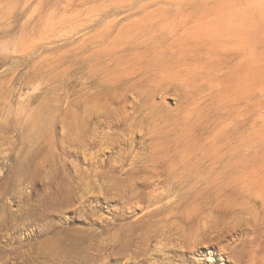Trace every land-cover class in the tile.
Listing matches in <instances>:
<instances>
[{"label": "rangeland", "instance_id": "1", "mask_svg": "<svg viewBox=\"0 0 264 264\" xmlns=\"http://www.w3.org/2000/svg\"><path fill=\"white\" fill-rule=\"evenodd\" d=\"M126 3L0 5V264H264V0Z\"/></svg>", "mask_w": 264, "mask_h": 264}, {"label": "bare ground", "instance_id": "2", "mask_svg": "<svg viewBox=\"0 0 264 264\" xmlns=\"http://www.w3.org/2000/svg\"><path fill=\"white\" fill-rule=\"evenodd\" d=\"M0 1H1L0 2V5H2V6L5 7L3 13L4 14H8L7 15V18H6V21L9 22L8 24H5L6 25V31H5V36L4 37H8V38H11L12 37L13 39H15L18 36V34H19V30H18V32L14 33L15 30H17L16 15H15V13H18L19 16L22 19L25 18V22H23L21 24V26L23 28H30L32 26V24L35 21H37V10L36 9H34V10L31 9L32 4H33V0H25L21 4L18 3L20 0H0ZM10 1H11V3H9ZM28 1H29V4H28ZM138 1L139 0H131V3H126V4H124V6L117 7V10H120L121 8H123V10L128 11L130 14H135V13H137L139 11H142L145 8V7H140L136 11V9L134 8V6H135L136 2H138ZM45 7L46 8H49L48 7V4H46ZM132 11H133V13H132ZM41 13H42L43 23L45 24V27L43 29V37H42V40H47L46 42H48L49 41V38L51 36L49 27L50 28H53L52 27L54 25L53 20H55V19L52 17L51 14H49L45 10H43ZM67 13L68 12L64 9L63 13L58 18V20H55V21H58L56 23V25L58 27H60V28L66 27V23H67V19L66 18H68V17L65 18V17H63V15L65 16V14H67ZM114 26H115V24L111 25V27H114ZM34 31L35 30H33V32ZM25 42L26 41H21L19 43V45L20 44H23ZM16 45L18 46V44H16ZM35 48H38V46H35ZM3 50H4V52H7L8 51V46H4V49ZM252 190H253V188L249 190L247 203L245 204L246 207L251 206L249 208H254L255 205L258 203L259 200L260 201L262 200L261 202L264 203V194H262V195L261 194H256ZM216 207H219V205L216 206ZM193 240H194V238H193ZM215 240H217L219 242V244L221 245L220 238H216ZM196 245L197 244H195V243H194V245L192 244L191 245V247H192L191 249L196 248L198 246V245L197 246ZM222 250H223V248H222Z\"/></svg>", "mask_w": 264, "mask_h": 264}]
</instances>
